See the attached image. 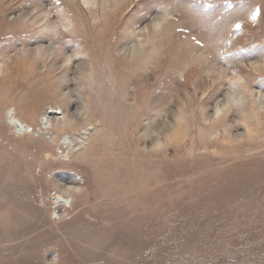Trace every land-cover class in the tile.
Wrapping results in <instances>:
<instances>
[{"label": "rangeland", "instance_id": "obj_1", "mask_svg": "<svg viewBox=\"0 0 264 264\" xmlns=\"http://www.w3.org/2000/svg\"><path fill=\"white\" fill-rule=\"evenodd\" d=\"M0 264H264V0H0Z\"/></svg>", "mask_w": 264, "mask_h": 264}, {"label": "bare ground", "instance_id": "obj_2", "mask_svg": "<svg viewBox=\"0 0 264 264\" xmlns=\"http://www.w3.org/2000/svg\"><path fill=\"white\" fill-rule=\"evenodd\" d=\"M10 120H11V123L16 127L18 128L20 131L22 132H28V131H32V128L30 127L29 124L19 120L18 118H16L15 116L12 115L11 112H7ZM45 118V116L41 119L43 120Z\"/></svg>", "mask_w": 264, "mask_h": 264}, {"label": "snow or ice", "instance_id": "obj_3", "mask_svg": "<svg viewBox=\"0 0 264 264\" xmlns=\"http://www.w3.org/2000/svg\"><path fill=\"white\" fill-rule=\"evenodd\" d=\"M237 27H239V25H237Z\"/></svg>", "mask_w": 264, "mask_h": 264}]
</instances>
